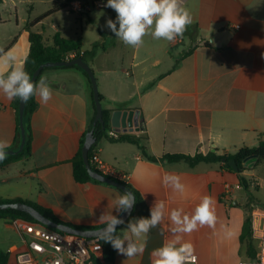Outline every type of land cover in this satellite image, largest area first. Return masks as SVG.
I'll use <instances>...</instances> for the list:
<instances>
[{
  "label": "crops",
  "instance_id": "obj_1",
  "mask_svg": "<svg viewBox=\"0 0 264 264\" xmlns=\"http://www.w3.org/2000/svg\"><path fill=\"white\" fill-rule=\"evenodd\" d=\"M55 1L1 0L0 49L13 50L17 63L24 65L31 32L45 40L44 32L35 30L43 28L46 20L60 12L79 15L78 22L64 32L56 24L52 30L65 39L82 41L103 111L109 112L110 128L115 112L134 111L137 124L125 137L141 139L156 159L146 157L137 144L104 136L97 146L101 160L114 177L141 194L149 209L156 200H163L169 212L177 207L190 212L203 196L214 198L219 218L216 229L203 227L183 237L193 244L196 264H239L250 259L241 243L244 222L250 217L264 224V204L242 194L240 177L249 181L250 188L257 184L261 189L255 174H248V169L240 174L220 162L191 167L184 161L170 163L162 158L233 154L244 147L254 148L264 139V0H184L192 23L183 37L166 42L146 36L138 48L125 45L108 28L101 29L95 17L84 22L83 13L71 8L42 19ZM22 4H30L23 17ZM36 4L42 8L38 15L33 12ZM103 10L115 20L113 9ZM93 27L99 32L95 35L90 30L87 35ZM53 41L54 37L45 42L52 45ZM42 76L48 78L53 98L41 104L35 97L37 109L30 117L32 154L0 167V200L36 203L74 226H104L98 218L107 208L111 211L120 192L104 183H78L73 176V160L94 117L91 81L77 69L49 70ZM0 140L10 143L6 150L17 149L12 101L2 94ZM166 173L181 177L184 194L164 187ZM112 213L116 214L114 209ZM21 222L0 219V250L9 254L8 264L43 259L34 249L38 240L19 230ZM170 226L166 220L137 241L145 244L143 254L127 259L116 253L114 263L104 264H151L152 251L172 238ZM126 232L127 224L119 235Z\"/></svg>",
  "mask_w": 264,
  "mask_h": 264
},
{
  "label": "clouds",
  "instance_id": "obj_2",
  "mask_svg": "<svg viewBox=\"0 0 264 264\" xmlns=\"http://www.w3.org/2000/svg\"><path fill=\"white\" fill-rule=\"evenodd\" d=\"M183 5L184 0H107L105 7L113 9L116 18L107 19L105 27L125 45L133 48L142 46L146 36L174 42L183 37L192 23V15ZM17 60L13 50L0 49V94L8 101L18 99L26 103L32 97H38L41 104H47L54 95L48 78L41 76L38 82L34 81L24 65L18 64ZM5 68L8 70L5 71ZM8 148L10 143L0 140V162L7 158ZM162 183L175 193L185 192V185L179 175L166 173ZM135 202L136 198L131 192L126 191L116 197L111 211L107 208L101 212L98 223L104 227L95 233L97 240L111 244L118 254L127 259L143 254L145 244L137 241L167 220L170 221L169 233L172 238L152 251L151 264H190L194 259V247L191 242L184 241L183 237L203 227L216 229L218 224L215 200L208 195L203 196L190 212L180 207L169 212L165 201L156 200L150 207L149 217L132 218L126 222L121 214L131 215ZM125 223L127 232L118 235L117 227ZM225 234H230L226 227ZM51 264H61V261L57 259Z\"/></svg>",
  "mask_w": 264,
  "mask_h": 264
},
{
  "label": "trees",
  "instance_id": "obj_3",
  "mask_svg": "<svg viewBox=\"0 0 264 264\" xmlns=\"http://www.w3.org/2000/svg\"><path fill=\"white\" fill-rule=\"evenodd\" d=\"M73 1L74 0H56L54 5H53L52 10L48 14H46L42 19H44L45 17H47L50 14H53V13H56V12H59V11L65 10V9H69L70 4ZM93 2H95V0L90 1V2L85 1L84 3H93ZM111 12L114 15V17L116 18L115 11L112 10ZM42 19L38 20L36 23L42 21ZM101 33L103 34L104 32L101 31ZM30 43H31L30 51H29V54L26 58L24 67H25V70L31 75V77H32L33 73L35 72V70L41 64H43L45 62L66 61V56L71 52H77V57H83L84 60L86 61L85 57L88 54V52H82V41L80 39H76V40L65 39V38L61 37L60 34H56L54 36L53 44L48 45L45 42L43 35L31 32L30 33ZM96 47H97V44H95L93 46V49ZM63 69L80 70L89 79L88 74L81 67H76V66L45 69L41 73L40 77L46 71L63 70ZM40 77L38 78L37 82L39 81ZM101 99H102V97H101ZM19 104H20V100H18V99L12 101V108L14 110L16 120H17V149L20 147V143H21V129H20V123H19ZM92 107L94 110V117L92 120V124L89 128V132L93 128V121L95 120V117H96V106L94 103V97L92 98ZM36 109H37V103H36L35 97H32L31 99H29L28 102H26V107H25V127H26V146H25V149H24L23 153L19 156H7V158L4 161L0 162V167H3L4 165L9 163L10 161H13V160H16V159H19L22 157L31 156V154H32V128H31V124H30V117L32 116V114L35 112ZM103 113H104L105 124H104V126L98 124L96 129L94 130L95 143L92 145V147L89 151L90 161L92 160V155L94 153V150L98 146L99 140L102 137L106 136L107 131L110 129L109 112L103 111ZM85 139H86V135L84 136L83 140L81 141L79 151L73 160V176H74V179L78 183L93 182L96 184H103V183L91 178L87 172L85 165H84V160H83V156H82V149L84 146ZM121 140L129 141V142H132L134 144H137L138 146H141L146 157H148L152 161H156V159L154 157H152L148 154L147 148H146L145 144H143L141 139H138L135 137H125V138H122ZM162 160L170 162V163L184 161V162L188 163L191 167L195 166L196 164H198L200 162H220V163H223L225 168H227L229 170H234L230 165V161H235L237 168H238L237 172L242 174L245 170L248 169L250 164L259 165L260 163H262L264 161V139L261 140L260 143L258 144V146L254 147V148L244 147V148H241L240 150H238L236 153H233V154H226V155H221V156L216 155L214 153L210 154L208 156H203L201 154H198L196 156L167 155V156L163 157ZM91 164H92L93 169L95 171L100 172L93 165L92 162H91ZM111 178H113V179L121 182L123 185H125L136 197L134 210H133V213H132V216L130 217V219L139 218V217H145V218L149 217L150 216V211H149L150 209H149L148 205L145 203V201L143 200L141 194L131 184H129L125 180L117 178V177H111ZM240 182H241V185L243 186V188L245 190H249L250 184H249V181L246 180V178L241 176ZM116 189L120 192L121 195L124 194V192L122 190H120L118 188H116ZM20 201L23 202L22 200H13V201L0 200V204L1 203H9V202H20ZM25 203L33 206L41 214H43L45 217L53 220L55 223L66 224V223L62 222L61 220H59L53 214V212L51 210L43 208L36 203H31V202H25ZM3 218H10L12 220L21 219V220H24L26 222H31V223L37 222L30 214L25 213V212H21V211H17V210L0 211V219H3ZM125 224H127V223H125ZM69 225H71V224H69ZM71 226H73L77 229H80V230H96V229L103 227V226L87 227V226H74V225H71ZM120 229L121 228L117 229L118 235H119ZM100 242H101L103 249H104V262L105 263H114L117 251L112 248L111 244L104 243L101 240H100ZM241 243L246 248V253L248 255V258L254 259L256 257V246H255L254 239L252 237V219L250 217H247L245 222H244V226H243V230H242V234H241ZM8 261H9V254L0 250V264H8Z\"/></svg>",
  "mask_w": 264,
  "mask_h": 264
},
{
  "label": "built area",
  "instance_id": "obj_4",
  "mask_svg": "<svg viewBox=\"0 0 264 264\" xmlns=\"http://www.w3.org/2000/svg\"><path fill=\"white\" fill-rule=\"evenodd\" d=\"M106 2L95 1L93 3H83L74 1L70 4V8L76 13L90 11L95 7L99 9H110L105 7ZM77 58V52H71L66 56V61ZM129 129L110 128L107 131V137L111 140H120L127 136ZM93 165L104 175L114 177V173L101 160L100 150L98 147L94 150L92 160ZM225 199H228L226 194ZM21 232L38 240V244L34 247L35 251L43 256L41 261L31 258L23 264H51L52 261L59 259L61 264H104V249L100 240L86 238L75 234L53 230L47 228L40 223L21 222L19 223ZM252 237L256 240V257L254 259H244L239 264H264V224L256 221L252 222ZM198 258L194 255V259L190 264H196Z\"/></svg>",
  "mask_w": 264,
  "mask_h": 264
},
{
  "label": "water",
  "instance_id": "obj_5",
  "mask_svg": "<svg viewBox=\"0 0 264 264\" xmlns=\"http://www.w3.org/2000/svg\"><path fill=\"white\" fill-rule=\"evenodd\" d=\"M72 66H76V67H81L89 76V79L91 81L92 84V88H93V96H94V103L96 106V117L95 120L93 122V128L90 132H88V134L86 135V139L84 142V146L82 149V156H83V160H84V165L87 169L88 174L90 175L91 178L113 186L115 188H118L120 190H122L123 192H131L125 185H123L121 182L106 176L98 171H95L93 169V166L90 162L89 159V151L92 147V145L95 143V137H94V130L96 129L97 125H103L105 124V120H104V113H103V107H102V103H101V95L99 92V88H98V84H97V79L96 76L91 68V66L89 65V63H87L83 57H77L73 60L70 61H62V62H45L43 64H41L33 73L32 78L34 81H37L38 78L40 77L41 73L45 70V69H49V68H64V67H72ZM25 107H26V103L20 101L19 104V123H20V129H21V143H20V147L16 150H6L8 153V156H19L23 153L25 146H26V127H25ZM137 124V115L135 114L134 111H117L113 114L112 116V126L113 128H117V129H133V127ZM230 165L231 167L237 171V165L235 163V161H230ZM132 193V192H131ZM133 194V193H132ZM134 195V194H133ZM135 196V195H134ZM136 198V197H135ZM6 210H17V211H21V212H25L30 214L38 223H40L41 225L53 229V230H58V231H62V232H66L69 234H75V235H79L82 237H86V238H93V239H97L95 236V233L101 229H96V230H80L77 229L69 224H59V223H55L53 220L45 217L43 214H41L37 209H35L33 206L25 203V202H9V203H1L0 204V211H6ZM134 208L131 211V215L124 213L121 214L122 218L127 222L130 217L132 216ZM125 225V224H123ZM123 225H119L117 227V229L121 228ZM104 227V226H103ZM102 227V228H103Z\"/></svg>",
  "mask_w": 264,
  "mask_h": 264
},
{
  "label": "rangeland",
  "instance_id": "obj_6",
  "mask_svg": "<svg viewBox=\"0 0 264 264\" xmlns=\"http://www.w3.org/2000/svg\"><path fill=\"white\" fill-rule=\"evenodd\" d=\"M82 1L83 3L85 1L90 2L91 0H79ZM28 5L30 4H22L21 6H19V10H20V15L26 16L27 13H29V8ZM42 11V8L40 6H38V4H36L35 6H33V12L35 15H38L39 12ZM88 13V11L83 12L82 15V19L84 22L88 21L91 17H95V19H99V25L101 29H107V27H105L106 21L110 16V12L108 10H103V9H99L97 7H95L94 9L91 10V13L89 14H85ZM57 16L55 19H49L45 21V26L42 28L41 26H39L38 28H36L35 31L41 30L44 32V37H45V41L48 42V40H50L52 42L53 37L55 36V31L52 30L51 25L56 24L59 29L64 32L66 29H69L71 24H75L78 22L79 20V15L77 14H72V13H57ZM90 30H93L94 34L96 35L99 32V29L97 27H93V29H89L87 30V35H89L91 33ZM248 170L251 172H247L249 173H254L256 179H258V182L261 185V189H259V186L257 184L254 185V187L250 188V190H242V194L250 201H254V200H260L263 204H264V163H261L259 165H255V164H250L248 167Z\"/></svg>",
  "mask_w": 264,
  "mask_h": 264
}]
</instances>
